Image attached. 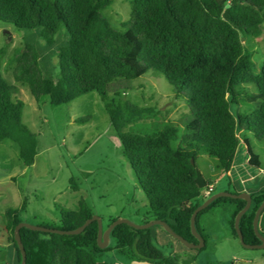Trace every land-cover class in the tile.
Wrapping results in <instances>:
<instances>
[{"label": "trees", "instance_id": "trees-1", "mask_svg": "<svg viewBox=\"0 0 264 264\" xmlns=\"http://www.w3.org/2000/svg\"><path fill=\"white\" fill-rule=\"evenodd\" d=\"M114 1L0 0V21L19 29L40 30L48 46L63 29L68 33L57 53L60 79L45 76L39 49L25 44L9 59L14 65V81L27 84L38 103L47 96L56 106L97 92L145 192L153 219L168 222L176 234L198 244L191 232V219L209 197L195 182L200 171L197 158L213 156L227 174L243 147L249 165L262 167L248 135L264 145V63L256 67L243 41L260 32L264 0H131L132 12L122 25L124 29L114 27L104 14ZM3 53L0 50V58ZM153 69L166 76L175 93L188 89L191 112L176 125L165 122L151 135L126 131L151 110L114 96L120 90H130L133 80ZM251 85L256 90L246 91L245 86ZM19 93V87L10 84L0 69V140L16 143L20 159L32 166L39 138L23 120L25 102L17 98ZM180 128L185 130L181 137ZM252 200L239 230L247 244H261L253 228L264 190L253 193ZM246 204L245 200L222 197L199 212L196 229L204 238L203 249L208 237L200 227L201 217L212 208L230 205V233L238 239L235 219ZM26 207L24 200L20 209L6 212L4 230L12 249L9 264L22 263L15 229ZM93 216V209L81 200L76 211L63 213L59 226H45L75 230ZM263 218L264 211L258 228L264 236ZM156 227L144 230L118 224L111 232L116 246L105 249L97 246V220L79 235L26 227L20 234L27 264H110L98 259L112 249L149 264H178V258L166 256L157 245ZM194 261L187 259L184 264Z\"/></svg>", "mask_w": 264, "mask_h": 264}, {"label": "rangeland", "instance_id": "rangeland-1", "mask_svg": "<svg viewBox=\"0 0 264 264\" xmlns=\"http://www.w3.org/2000/svg\"><path fill=\"white\" fill-rule=\"evenodd\" d=\"M131 0H116L104 14L116 28L130 20ZM67 30L55 35L48 46L40 37V30L19 29L12 23L0 21V69L10 84L19 87L18 99L23 100V120L38 135L39 150L35 164L27 166L20 159L16 143L0 140V264L12 262V249L4 230L6 212L20 209L27 201L22 222L33 226H59L63 213L77 209L85 200L98 216L102 226L112 220H129L135 224L154 220L148 199L137 176L124 155L120 138L110 123L105 103L97 92L76 98L72 103L56 106L44 96L38 103L27 84L14 81V65L9 59L25 44L35 46L41 53L40 68L45 76L60 79L57 53L67 40ZM252 52L256 67L264 63V24L260 32L244 41ZM245 86L246 91L256 90ZM188 89L175 93L173 84L158 70H148L133 80L130 90H120L115 99L123 98L135 105L149 107L142 120L126 131L151 135L160 131L165 122L177 124L191 112ZM185 132L180 128L179 135ZM260 154L264 169V145L252 134L248 135ZM179 142L176 143L178 145ZM246 160L241 147L235 157ZM200 172L215 182L216 193L228 188V176L213 156L197 158ZM233 189V187H232ZM232 209L230 205L212 208L200 219L201 228L208 237L206 249H190L175 239L160 225H155L157 245L166 256L178 258V264L195 258L191 264H264V249H248L230 233ZM109 247L116 241L109 240ZM98 260L110 264H149L120 254L115 249Z\"/></svg>", "mask_w": 264, "mask_h": 264}, {"label": "water", "instance_id": "water-1", "mask_svg": "<svg viewBox=\"0 0 264 264\" xmlns=\"http://www.w3.org/2000/svg\"><path fill=\"white\" fill-rule=\"evenodd\" d=\"M193 162V159H192ZM204 176L202 175V173L200 171L197 172V179H195L196 184L198 185V187L200 189H203L206 187V182L204 180ZM222 197H228V198H233V199H240V200H245L247 202V204L245 205V207L238 213V215L236 216L235 219V224H236V233H237V237L239 239V241L241 242V244L248 248V249H264V236L260 234L259 231V221H260V216L262 215L263 211H264V202L262 203V205H259L256 214H255V218H254V232L256 234V236L260 239V243L258 244H247L245 242L243 233L239 230L240 227V221L242 216L248 211V209L250 208L253 200H252V195L249 193H232V192H219V193H213L205 202H203L193 213L192 219H191V232L192 235L198 240V244L196 243H190V241L186 240L184 237L176 234L171 227L168 225V222L163 221V220H159L156 219L154 220L152 223H148V224H135L129 220H121L118 219L115 222H112L105 230L102 226V221L100 219H98V216H93L91 219H89L88 221H86L82 226H80L77 229H70V230H60V229H51V227H43V226H33V225H29L28 223L25 222H20L16 229H15V239H16V243L17 246L21 252L22 255V263L21 264H27V254L25 251V248L22 244V238H21V234H20V230L23 227L28 228L29 230H33V231H41V232H49L51 234H60V235H79L81 234L85 228L92 222L94 221H98V247L100 249H105L108 245H109V240L111 238V232L114 229L115 226H117L118 224H126L129 225L132 228L135 229H149L155 225H160L162 226L167 233H169L171 236H173L175 239L181 241L183 244H185L186 246L190 247V249H202L205 247V241L203 236L197 232L196 229V219L197 216L199 214V212H201L203 209H205L210 203H212L214 200L216 201L219 198Z\"/></svg>", "mask_w": 264, "mask_h": 264}, {"label": "crops", "instance_id": "crops-1", "mask_svg": "<svg viewBox=\"0 0 264 264\" xmlns=\"http://www.w3.org/2000/svg\"><path fill=\"white\" fill-rule=\"evenodd\" d=\"M224 174L228 176L230 180H228V188L223 189V191L232 193H237L236 191H238L239 194L246 192L252 195L253 193L264 190V169H262V167L255 168L250 166L248 156L244 161L235 158L232 169L227 174ZM202 175L205 178L204 180L210 182L215 187V182L212 178H206L204 173H202Z\"/></svg>", "mask_w": 264, "mask_h": 264}, {"label": "built area", "instance_id": "built-area-1", "mask_svg": "<svg viewBox=\"0 0 264 264\" xmlns=\"http://www.w3.org/2000/svg\"><path fill=\"white\" fill-rule=\"evenodd\" d=\"M215 187L214 185L210 184L204 188V196L210 197L214 193Z\"/></svg>", "mask_w": 264, "mask_h": 264}]
</instances>
